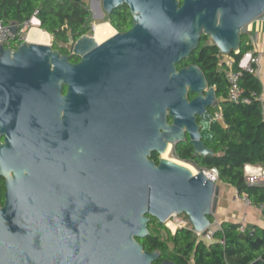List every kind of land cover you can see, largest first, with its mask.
I'll use <instances>...</instances> for the list:
<instances>
[{
	"label": "water",
	"instance_id": "95a60500",
	"mask_svg": "<svg viewBox=\"0 0 264 264\" xmlns=\"http://www.w3.org/2000/svg\"><path fill=\"white\" fill-rule=\"evenodd\" d=\"M96 3L101 17L127 6L132 28L117 34L96 24L112 36L98 43L93 28L63 55L36 19L30 30L43 31L47 44L2 48L8 36L0 43V174L13 173L0 207V264H154L160 253L137 241L149 235L151 218L165 225L185 215L202 236L211 225L219 188L193 165L197 173L164 159L168 146L187 139L195 156L214 154L206 143L215 91L197 66H177L202 36L222 56L239 52L248 26L264 22V0ZM119 70L122 81L113 75ZM75 102L82 104L78 177L51 180L48 167L25 163L32 137L73 123Z\"/></svg>",
	"mask_w": 264,
	"mask_h": 264
},
{
	"label": "trees",
	"instance_id": "16d2710c",
	"mask_svg": "<svg viewBox=\"0 0 264 264\" xmlns=\"http://www.w3.org/2000/svg\"><path fill=\"white\" fill-rule=\"evenodd\" d=\"M87 0H0V18L6 25L22 24L37 13L39 28L53 39L52 49L69 55L68 46L91 30V12ZM130 17L129 9L123 5L108 16L112 27L120 30ZM251 51L246 34L241 36V46L235 60L238 69L241 58ZM219 52L202 36L198 49L184 59L177 69L197 66L203 73L209 87L215 91L217 108L210 109L212 115L221 113L222 120L211 126L213 138L206 147L213 156H195L192 146L185 142L172 148V157L180 162L193 165L198 171L215 169L219 183L239 194H245L253 204L264 202V187L249 186L244 179L246 166L264 168V117L260 103L262 87L257 77L242 72L240 85L245 94L251 96L249 105L233 104L227 101V83L223 67H220ZM76 62V57H70ZM192 94H188V99ZM151 160L158 163V155L151 154ZM213 222V216L209 218ZM163 230L165 239L151 232V228ZM238 223H222L210 244L197 241L190 225L171 233L165 225L151 218L149 235L137 239L144 251L160 253L154 264L170 261L173 264H264V228L246 227L241 233Z\"/></svg>",
	"mask_w": 264,
	"mask_h": 264
},
{
	"label": "built area",
	"instance_id": "2783aa9c",
	"mask_svg": "<svg viewBox=\"0 0 264 264\" xmlns=\"http://www.w3.org/2000/svg\"><path fill=\"white\" fill-rule=\"evenodd\" d=\"M37 13V11L34 12L30 20L22 24L6 25L0 18V43L3 40L4 36H8L2 42L1 47L5 49H16L21 43H26V36L28 31L33 27H38L34 24V20L37 19ZM94 25L95 24L91 26V30L94 28ZM12 28H15V32H12ZM237 53L238 52H235V54ZM219 61L220 67H223L224 78L227 83V101L233 104L249 105L251 103V96L245 94L244 89L240 85V79L242 76V72L251 74L255 77L258 76L261 62L260 55L251 52L246 53L238 63L239 70H234L235 60L231 56L219 55ZM260 103L262 107V114L264 117V103L261 100ZM213 120H215L216 122L222 120L221 113L219 111L215 112V114L213 115ZM202 172H204L208 176V178L215 184L219 182L218 173L215 169L202 170ZM244 179L246 184L249 186L264 187V168L246 166L244 169ZM233 200L240 203L247 210H255L264 219V202L253 204L247 195L239 194L237 192H234ZM173 218H175V216H173ZM238 224V231L243 233L246 230L245 224L243 222H239ZM175 225L176 229L188 227L187 223L179 222L177 220L175 221ZM219 229L220 224L217 221H213L211 225L206 229L205 236H202V234L199 233H194V235L198 242L201 241L205 244H210L212 242L214 233ZM171 233L174 232L171 231Z\"/></svg>",
	"mask_w": 264,
	"mask_h": 264
},
{
	"label": "flooded vegetation",
	"instance_id": "af4514ba",
	"mask_svg": "<svg viewBox=\"0 0 264 264\" xmlns=\"http://www.w3.org/2000/svg\"><path fill=\"white\" fill-rule=\"evenodd\" d=\"M97 6V3H96ZM97 14L100 15L97 6ZM101 16V15H100ZM100 22H107L108 16L100 17ZM111 25V24H110ZM133 26V18L130 15L126 26L120 30H115L117 34H124L128 32ZM77 58L76 62H71L76 64L79 62ZM113 75L120 81L123 80L125 73L121 70L115 71ZM67 88L64 86L62 89L63 97H66ZM195 98V95L192 94V99ZM75 120L73 123H67L66 121L63 124V127L56 132L52 137H32L33 148L29 153L30 158L25 162L32 169L36 166L48 167L49 177L51 180H72L73 176L77 180L78 177V168L81 158V116H82V104L75 102ZM208 108V112L210 113ZM64 114V113H63ZM211 114V113H210ZM212 115V114H211ZM63 117V116H62ZM5 136L0 137V142L4 144ZM24 161V160H23ZM23 175L26 176V171L23 172ZM13 173L0 174V207L4 205L5 194L7 191L6 182L8 178H12Z\"/></svg>",
	"mask_w": 264,
	"mask_h": 264
},
{
	"label": "crops",
	"instance_id": "0c3cea01",
	"mask_svg": "<svg viewBox=\"0 0 264 264\" xmlns=\"http://www.w3.org/2000/svg\"><path fill=\"white\" fill-rule=\"evenodd\" d=\"M246 41L251 46V53L259 54L261 57L258 80L262 87L260 100L264 103V22L254 21L247 29ZM224 186V192L218 195V203L213 221L222 223L243 222L246 227L257 226L264 228L263 217L255 210H247L240 203L233 200L234 190Z\"/></svg>",
	"mask_w": 264,
	"mask_h": 264
},
{
	"label": "rangeland",
	"instance_id": "374dc122",
	"mask_svg": "<svg viewBox=\"0 0 264 264\" xmlns=\"http://www.w3.org/2000/svg\"><path fill=\"white\" fill-rule=\"evenodd\" d=\"M97 1H100V0H87L86 1V4H87V7L89 8L90 12H91V25L92 26L93 24H97L98 22H100V15L97 14V6H96V2ZM91 28V27H90ZM89 36L92 35V31H90V33L88 34ZM53 42V39L51 37V44ZM210 43V41H209ZM218 103V102H217ZM167 158L168 159H174V160H177L175 159L174 157H172V149H170L168 155H167ZM178 161V160H177ZM184 163V162H183ZM185 164H188V163H185ZM216 186L219 188V194H222V192H224V186L221 184V183H217ZM222 190V192H221ZM179 221V222H183V223H187L188 224V219L185 215H176L175 218H170L166 223H165V227L171 232L175 230V221ZM262 224L264 225V221H262ZM189 226V224L187 225ZM191 227V226H190ZM177 230V229H176ZM151 232L155 235H158L162 240L165 239L166 235H165V232L163 230H159V229H155V228H151Z\"/></svg>",
	"mask_w": 264,
	"mask_h": 264
},
{
	"label": "bare ground",
	"instance_id": "6f19581e",
	"mask_svg": "<svg viewBox=\"0 0 264 264\" xmlns=\"http://www.w3.org/2000/svg\"><path fill=\"white\" fill-rule=\"evenodd\" d=\"M112 34H113V32L106 25H101V26L95 25L94 26V38H95L96 42H98V43L106 40L107 38L112 36ZM27 36H28V38H27ZM27 36H26V41L36 43V44H40V45H45V44H47V41H48V39L44 35L43 31L41 32V31H37V30H29L27 33ZM169 151H170V147L168 146L166 152L164 153V159H168L167 155H168ZM168 160H170L173 163L184 164V165L190 167L195 173H197L196 170L191 165L185 164L183 162H180V161H177L174 159H168ZM175 230H176V225H175ZM175 230H174V232H175Z\"/></svg>",
	"mask_w": 264,
	"mask_h": 264
}]
</instances>
